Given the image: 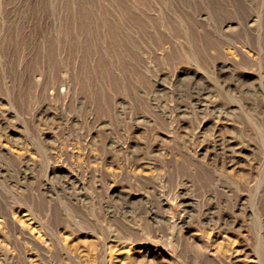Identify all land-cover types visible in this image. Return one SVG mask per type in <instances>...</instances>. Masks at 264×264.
<instances>
[{
  "label": "rangeland",
  "instance_id": "obj_1",
  "mask_svg": "<svg viewBox=\"0 0 264 264\" xmlns=\"http://www.w3.org/2000/svg\"><path fill=\"white\" fill-rule=\"evenodd\" d=\"M0 264H264V0H0Z\"/></svg>",
  "mask_w": 264,
  "mask_h": 264
},
{
  "label": "bare ground",
  "instance_id": "obj_2",
  "mask_svg": "<svg viewBox=\"0 0 264 264\" xmlns=\"http://www.w3.org/2000/svg\"><path fill=\"white\" fill-rule=\"evenodd\" d=\"M160 1V0H159ZM216 4L212 3V6H215ZM237 9V8H236ZM149 11V10H148ZM150 12V11H149ZM250 23V22H249ZM248 23V24H249ZM251 25H253L254 20H251ZM110 24V23H109ZM229 24V23H228ZM231 25V24H230ZM228 27V26H226ZM191 41V40H190ZM196 79V78H195ZM204 80V79H203ZM195 83V82H194ZM204 83V81H203ZM193 84V83H192ZM196 84V83H195ZM202 84V83H201ZM199 85V84H198ZM197 89V88H196ZM199 89V88H198ZM207 89V88H206ZM205 88H201V90H198V92L201 94L204 90H206ZM232 145L228 144H224L222 143L221 147H220V151L222 152V154L227 158L230 159L231 161H233L232 159H234L235 154H236V149L237 148H233L231 147Z\"/></svg>",
  "mask_w": 264,
  "mask_h": 264
}]
</instances>
